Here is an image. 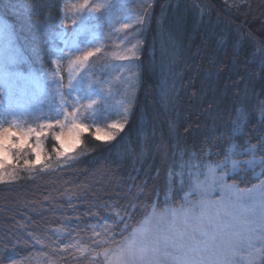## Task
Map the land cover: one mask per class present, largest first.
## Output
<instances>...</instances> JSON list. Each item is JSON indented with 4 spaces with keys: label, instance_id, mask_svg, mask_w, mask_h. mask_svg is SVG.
Wrapping results in <instances>:
<instances>
[{
    "label": "trees",
    "instance_id": "trees-1",
    "mask_svg": "<svg viewBox=\"0 0 264 264\" xmlns=\"http://www.w3.org/2000/svg\"><path fill=\"white\" fill-rule=\"evenodd\" d=\"M63 2L0 0L9 34L5 71L28 74L52 91ZM134 7L111 4L105 30ZM133 28L137 55L123 131L106 143L90 126L63 166L49 164L59 147L57 123L38 141L45 163L30 158L34 136L14 152L18 173L0 181V264H107L105 253L154 207L159 213L183 204L178 169L231 155L246 160L252 146L264 160V0H153L145 31ZM54 102L37 101L23 125L57 119ZM226 180L250 189L264 180V165H241ZM254 264H264V244Z\"/></svg>",
    "mask_w": 264,
    "mask_h": 264
},
{
    "label": "rangeland",
    "instance_id": "rangeland-1",
    "mask_svg": "<svg viewBox=\"0 0 264 264\" xmlns=\"http://www.w3.org/2000/svg\"><path fill=\"white\" fill-rule=\"evenodd\" d=\"M152 1L64 0L63 17L60 21V26L63 28L61 36L63 46L57 52L54 61L57 78L52 91L44 87L35 77L4 70L1 61L7 47L9 34L6 21L0 17V129L10 128L13 131L34 129L35 131L30 135L27 143L34 136L36 144L30 146L38 145L41 149V144L38 143L39 138L47 132L49 126L57 123L61 127L60 133L63 134L64 148H61L60 141L57 140L59 147L56 150V155L49 161L50 165L57 167L74 159L73 151L80 143L81 135L85 133L80 132L79 129H73L74 124L84 125L87 131L92 126L95 137L113 133L115 130L110 127L112 124H124L123 120L128 117L131 109L130 96L127 91L133 83L134 73L131 67L134 65L133 61L137 55L136 46L132 40L135 34L133 26L139 24L138 29L145 31ZM115 2L135 7L117 27L107 31L104 28L106 16L109 6ZM125 24L128 25L127 28L124 27ZM90 53L91 55H89ZM14 81L17 82L16 85L13 84ZM12 85L18 87L17 93L10 89ZM40 95H44V100L47 102H52L55 99L58 118L54 121L46 118L38 124L32 123L25 127L21 117L24 113L29 112L32 106H37V101H44L38 99ZM79 108L84 109L83 116L77 113ZM116 114L120 115L122 120L117 119ZM84 117L91 118V125L84 121ZM101 123H105L108 129L102 127ZM97 128L101 129L99 133H96ZM36 132L41 135L37 137ZM77 132H80L78 137ZM65 149L68 150L65 151ZM18 150L20 148L12 149V162L3 169L5 175L4 179L0 181L12 180L16 177L20 166L17 164L14 152ZM250 153L251 155L246 160L231 155L221 163L194 160L187 164L186 171L178 169L177 186H184L183 204L186 201H195L200 198L198 191L194 188L197 180L205 181L209 169H215L217 175L223 174L226 180V177L237 172L241 165L248 167L241 162L252 159L254 155L252 152ZM30 158L34 164H38L35 163L34 152ZM43 158L41 149L40 162L45 163L46 160ZM255 159L259 160L257 157ZM227 184L235 185L230 182ZM259 184L250 189L259 186ZM237 190L240 189L238 187L233 189V193ZM220 196L221 192L217 189L211 198L219 199ZM142 222L135 229L140 228ZM263 244L264 242H261L260 239H255L253 246H245L236 253L234 264H254L260 256Z\"/></svg>",
    "mask_w": 264,
    "mask_h": 264
},
{
    "label": "snow or ice",
    "instance_id": "snow-or-ice-1",
    "mask_svg": "<svg viewBox=\"0 0 264 264\" xmlns=\"http://www.w3.org/2000/svg\"><path fill=\"white\" fill-rule=\"evenodd\" d=\"M110 127L115 130L113 133L95 138L111 142L125 125ZM73 129L87 131L80 124H74ZM34 131L0 129V180L4 179L3 169L12 162V149L23 147ZM100 131L96 129V133ZM80 132L76 133L77 137ZM36 135L39 137L41 133L36 132ZM62 136V133L57 134L56 140L64 148ZM32 150L36 155L35 163H39L40 147L33 146ZM248 151L255 153L256 146ZM241 163L252 168L264 165V160L253 156ZM236 188L227 184L223 174L217 175L215 169H209L205 181L196 182L194 190L198 191V200L186 201L177 208L166 207L159 213L154 207L142 226L134 229L110 257L106 252L105 258L109 264H234L236 253L242 248L253 246L255 239L264 242V181L253 189L233 193ZM217 189L221 192L220 198H211Z\"/></svg>",
    "mask_w": 264,
    "mask_h": 264
}]
</instances>
